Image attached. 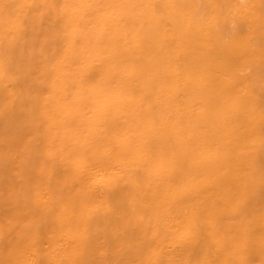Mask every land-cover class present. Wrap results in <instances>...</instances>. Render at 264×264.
Wrapping results in <instances>:
<instances>
[{
    "label": "bare ground",
    "instance_id": "1",
    "mask_svg": "<svg viewBox=\"0 0 264 264\" xmlns=\"http://www.w3.org/2000/svg\"><path fill=\"white\" fill-rule=\"evenodd\" d=\"M0 264H264V0H0Z\"/></svg>",
    "mask_w": 264,
    "mask_h": 264
}]
</instances>
